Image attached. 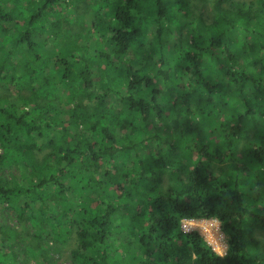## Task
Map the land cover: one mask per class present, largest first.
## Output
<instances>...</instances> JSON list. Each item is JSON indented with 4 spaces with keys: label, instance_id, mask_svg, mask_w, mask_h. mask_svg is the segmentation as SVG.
Wrapping results in <instances>:
<instances>
[{
    "label": "trees",
    "instance_id": "obj_1",
    "mask_svg": "<svg viewBox=\"0 0 264 264\" xmlns=\"http://www.w3.org/2000/svg\"><path fill=\"white\" fill-rule=\"evenodd\" d=\"M206 1L0 0V264H263L264 0Z\"/></svg>",
    "mask_w": 264,
    "mask_h": 264
},
{
    "label": "rangeland",
    "instance_id": "obj_2",
    "mask_svg": "<svg viewBox=\"0 0 264 264\" xmlns=\"http://www.w3.org/2000/svg\"><path fill=\"white\" fill-rule=\"evenodd\" d=\"M26 1L29 4L28 7L29 8L31 7L30 9L35 8V6L37 5V0H26ZM83 1L84 0H69V2L71 4L75 5L76 12L80 11L84 7L85 2H83ZM235 1L236 0H233L234 4H235ZM243 1H247V0H243ZM152 2H153V0H141L142 6L143 5L145 6V5L150 4ZM235 5L237 6V11H238L239 14L238 15H232V18H234V20H235L236 17H238V16H241L242 18L246 17L247 16V14H246L247 10L244 9L243 6L240 5L239 3H236ZM224 8H227V9L230 10V7L227 6L226 3L222 2L220 4V10H222ZM232 11H233V8H232ZM200 12H202L204 20H206L208 22H212L214 20V18H215V14H213L212 7L208 3V0L206 1V3L202 4ZM229 15H231V12L226 13L225 16L228 17ZM162 22L163 21L161 20V24H162ZM163 26L165 27L164 24H163ZM102 28H103V26H102V24H100V30ZM73 30L76 31V27L75 26L73 27ZM52 31L53 30L47 31L46 35L48 37H50ZM56 32H57V30H56ZM57 34H59V33L57 32ZM57 37H59V35ZM86 38H87V35H84V34L81 35V39L85 40ZM99 75L101 77V74H99ZM225 85H226V83H225ZM244 123H245V121L243 120L242 125ZM253 126H254V124H253ZM240 127H241V125H240ZM239 133L241 134V132H239ZM232 149L235 152H237V150H238L235 146H233ZM17 175H18L17 170L14 167L11 168L9 171L5 170V174L0 177V185H5L6 181H9L10 176H17ZM2 213H3L2 215L0 214V233H1V235H5V237L9 236V238H11V239L13 238L15 240V237H14L15 234L13 233V231H17V233L24 232V230L22 229L24 224L18 222V217H17V213L18 212L17 211H13V210L9 209V211L5 210ZM181 219H179V221H178L179 229H180L181 232H183V233H186V232H189V231H197V232H199L204 237V239H205L206 243L209 245V247L216 254H218V255H223L224 254V251L226 249V242H225V238H224L223 233H221L222 231L220 229V222H219V220L217 218L202 219V220H199V221H191V222H187L185 219H183L182 220V224L183 225L187 224L186 232L182 231L181 228H180ZM121 221L123 223H126V219L125 218H122ZM205 221H208V222H205ZM204 226L207 227V229L209 227V229H211L213 232H215L216 235L219 234V235H217V240L221 244V247L217 246L218 250L215 249L216 245H214L212 242H210L209 239H207V234H206L207 233V231H206L207 229ZM218 232H220V233H218ZM255 236H256V238L258 240L261 241L260 244L262 245L264 243V231L258 229L256 231ZM66 253H67V247L61 249V254L58 257H56L55 255H51L50 251H48V255H46L44 257H51L52 256V260H54L55 264H67L68 261H67ZM24 257H25V253L22 250H19V248L17 246V259L20 260V259H23ZM41 258H42L41 256L29 257V259H28L26 264H39L41 262ZM44 261H46V260H44ZM47 262L50 263L51 261L47 260ZM263 264H264V262H263Z\"/></svg>",
    "mask_w": 264,
    "mask_h": 264
},
{
    "label": "bare ground",
    "instance_id": "obj_3",
    "mask_svg": "<svg viewBox=\"0 0 264 264\" xmlns=\"http://www.w3.org/2000/svg\"><path fill=\"white\" fill-rule=\"evenodd\" d=\"M199 220H202V219H194V221H199ZM191 221H193V220H191ZM205 222H208V221H205ZM205 228L207 229V227H205ZM206 231H207V233H206L207 234V239H209L210 242H212L214 245H216L215 249L218 250L217 246L221 247V244L217 240V235H219V234L216 235L215 232H213L211 229H209V227H208V229Z\"/></svg>",
    "mask_w": 264,
    "mask_h": 264
},
{
    "label": "built area",
    "instance_id": "obj_4",
    "mask_svg": "<svg viewBox=\"0 0 264 264\" xmlns=\"http://www.w3.org/2000/svg\"><path fill=\"white\" fill-rule=\"evenodd\" d=\"M185 220L187 222H190L191 220H193V218H185ZM180 228H181L182 231H185L186 232V230H187V224L186 225H183L182 222H180ZM218 233H220V232H218Z\"/></svg>",
    "mask_w": 264,
    "mask_h": 264
},
{
    "label": "crops",
    "instance_id": "obj_5",
    "mask_svg": "<svg viewBox=\"0 0 264 264\" xmlns=\"http://www.w3.org/2000/svg\"><path fill=\"white\" fill-rule=\"evenodd\" d=\"M194 220V219H193Z\"/></svg>",
    "mask_w": 264,
    "mask_h": 264
}]
</instances>
